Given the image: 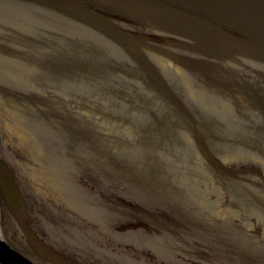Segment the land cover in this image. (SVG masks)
Masks as SVG:
<instances>
[{"label": "water", "instance_id": "water-1", "mask_svg": "<svg viewBox=\"0 0 264 264\" xmlns=\"http://www.w3.org/2000/svg\"><path fill=\"white\" fill-rule=\"evenodd\" d=\"M263 148L264 0H0V224L27 264H264L136 168L202 149L198 186L264 192L216 156Z\"/></svg>", "mask_w": 264, "mask_h": 264}, {"label": "flooded vegetation", "instance_id": "flooded-vegetation-1", "mask_svg": "<svg viewBox=\"0 0 264 264\" xmlns=\"http://www.w3.org/2000/svg\"><path fill=\"white\" fill-rule=\"evenodd\" d=\"M44 55L48 54L44 53ZM82 72L86 71L77 70L75 75L77 76V74ZM78 84L80 86L81 82H79ZM69 88H73L74 90H76V88L78 89L79 87L75 88V86L71 84V87ZM80 91L82 90H79L78 94L84 95V93L80 94ZM72 95H75L76 97V93H68L66 95L68 96L69 106H67L66 108H64L63 105L61 106V108L66 111L70 110L69 107L73 110H77L71 103L72 100L70 101V97H72ZM77 112L79 113L77 114L78 119H81L85 122H89L91 120V118H87L88 114H86L85 109H78ZM121 150L126 151L127 149ZM178 151L179 153L177 158L179 159V161L185 163L190 162L193 166L187 167V165H182L180 162L179 164H177L176 161L170 164L167 162V168L171 169L170 172L174 179L167 187L180 199L181 202L191 204L201 214H204L205 210L211 214H214V217L212 216V220L215 222V226H217L224 232L226 230L231 234L236 235L240 239V241L254 246L257 249V253L264 260V193H262L261 191H256L251 186L254 180H247V178H244L242 181H239V186L237 187L233 186V182L231 180L228 181L222 179V183H224V185H222L220 181L216 184H221V188L219 189L220 198L218 199L217 196L219 192L214 190L210 192L208 183H205V181H203V183L198 186L191 178L190 170L193 169L196 158L200 157L198 155L199 152L201 153V159H203V161L205 162V167H209V163H207V161L203 158L204 154L207 155V153L202 150L195 151L194 149H178ZM230 153L231 151L229 149L218 150L219 155L216 156L218 158H221V160H224L223 156L226 157ZM248 161L250 160H243L242 162H240L242 165H246V163H250ZM259 164L264 167V162L262 163L259 161ZM238 188L240 189V191H237ZM248 191L256 193V195L250 196L247 194ZM208 204L213 207V210L208 206ZM206 208H208L209 210ZM214 210L217 212L216 214L214 213ZM233 214L235 215L233 216Z\"/></svg>", "mask_w": 264, "mask_h": 264}, {"label": "rangeland", "instance_id": "rangeland-1", "mask_svg": "<svg viewBox=\"0 0 264 264\" xmlns=\"http://www.w3.org/2000/svg\"><path fill=\"white\" fill-rule=\"evenodd\" d=\"M0 247L1 249L4 248L6 249L7 246H6V243H5V240L3 238V235L0 231ZM0 264H23L21 263L19 260L17 259H14L12 257V255H9L7 253H3L1 250H0Z\"/></svg>", "mask_w": 264, "mask_h": 264}, {"label": "bare ground", "instance_id": "bare-ground-1", "mask_svg": "<svg viewBox=\"0 0 264 264\" xmlns=\"http://www.w3.org/2000/svg\"><path fill=\"white\" fill-rule=\"evenodd\" d=\"M1 231V230H0Z\"/></svg>", "mask_w": 264, "mask_h": 264}]
</instances>
